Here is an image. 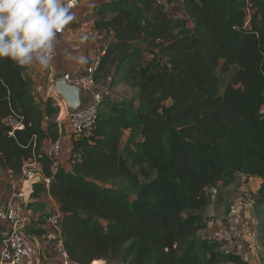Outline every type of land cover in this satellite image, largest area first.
<instances>
[{
    "label": "trees",
    "instance_id": "1",
    "mask_svg": "<svg viewBox=\"0 0 264 264\" xmlns=\"http://www.w3.org/2000/svg\"><path fill=\"white\" fill-rule=\"evenodd\" d=\"M182 9L179 18L159 0L102 5L96 85L136 96L104 94L92 135L72 138L70 170L53 171L47 154L61 138L60 106L37 102L27 66L0 59V170L42 167L75 264H249L205 235L204 212L219 210L240 176L261 180L252 216L264 250V0ZM11 117L24 125L13 136Z\"/></svg>",
    "mask_w": 264,
    "mask_h": 264
},
{
    "label": "built area",
    "instance_id": "2",
    "mask_svg": "<svg viewBox=\"0 0 264 264\" xmlns=\"http://www.w3.org/2000/svg\"><path fill=\"white\" fill-rule=\"evenodd\" d=\"M81 2L82 0H73V9L78 8L81 5ZM64 32L65 30L60 34L59 37H61ZM56 60L57 51L50 66L46 68L49 73V86L54 90L55 84L57 82L63 81L71 86L81 88L93 97V104L90 108L78 113H71L68 111L65 102L58 96H55L57 100L59 98L63 102L61 104V107L63 108L62 116H64L65 119L69 120L73 134L77 137H90L96 124L97 106L104 97V93L97 87L95 79V74L102 60V56H99L94 64L89 67L84 73L78 75L68 73L64 74L61 77L55 74V71L52 67L53 63ZM31 66H38L42 68L38 64H33ZM7 125L12 129L10 133L11 136H13L16 131H22L24 129V125L14 117H11L7 120ZM47 154L49 159L53 162V171L56 172L58 168V162L62 154L61 139L49 146ZM21 178L24 186H26V189L22 188L20 192H14L7 201H2L0 199V222H3L6 225V230L4 233L5 242L0 252V264H26L28 257L33 254V247L24 235L27 226L29 225L33 217L32 212L25 207V201L30 199L31 194L33 193V188L37 185L38 179H41L47 187L49 186L51 181L50 179L44 177L42 167L35 160H31L25 164V166L23 167ZM252 205L253 203L251 204V206ZM237 211V208L233 206L231 208V216L235 215ZM238 213H241V211L239 210ZM226 218L228 219L226 220ZM226 218L224 219V221L219 220L216 217L207 218L205 221V235L212 241L227 242L230 245H234L236 248L237 246L238 248H240L239 242L237 240L231 239L230 236V231L233 228L232 225L235 223L232 222V224L228 226V223L232 220H230L228 216ZM61 221L62 215L60 213V210H57L56 214L52 216L48 221L49 226L46 235L54 245V258L49 264H75L70 260L64 247V236L62 232ZM239 222L243 229L242 231L240 230V232L244 233V229L246 228L248 223L242 219H240ZM251 222L253 224L255 220L252 218ZM237 233L238 235H240L239 232ZM254 233L256 237H253L248 241L244 240V242L248 243L249 245L246 246L248 247V249H246L247 252H250L251 249L256 250V244L254 243V240L257 239L256 222Z\"/></svg>",
    "mask_w": 264,
    "mask_h": 264
},
{
    "label": "crops",
    "instance_id": "3",
    "mask_svg": "<svg viewBox=\"0 0 264 264\" xmlns=\"http://www.w3.org/2000/svg\"><path fill=\"white\" fill-rule=\"evenodd\" d=\"M112 1L115 0H82L81 5L78 8L73 9L76 15V20L67 26L64 34L58 38L56 48L57 60L52 65L57 76L61 77L68 73L73 75L82 74L94 64L99 56H104L107 39L105 38L104 32H100L96 29L95 21L98 19L97 15L100 12L102 5ZM159 1L166 5V8L172 16L179 18L183 17L182 0ZM85 34L89 39L82 43L80 37ZM68 53H71L74 56L83 54L88 58V62L85 65H79L75 61L66 60L65 56ZM28 71L32 73L33 95L37 102L42 104L46 101L45 97L47 96V93H54V90L49 84L47 90H45L44 79L46 78L48 82V70L38 66H29ZM98 88L103 90L102 84H100ZM59 123L61 129L60 139L62 154L58 162V168L70 170L72 168L71 152L73 148L72 138L74 134L69 120L65 119L64 116L61 117ZM240 177L247 180L245 177ZM247 181H249V183H255L257 185L256 190L258 191L261 180L249 179ZM37 184L38 185L33 188V193L31 194L30 199L25 201V207L30 204L31 206L29 210L33 214L24 233L26 239L33 247V254L28 257L26 264H49L54 258V245L47 237L46 232L49 226L48 221L56 214V211L59 210V206L57 199L49 195L46 184L42 180ZM22 188L26 189V186H24L21 176H14L0 170V199L2 201H7L14 192H20ZM5 230L6 225L3 222H0V233L4 234ZM40 231L43 232L41 233ZM237 252L240 253L249 263L251 262L250 264H253L252 259L250 260L252 254L247 253V251L242 248H238V246ZM94 263L106 264L104 261H96Z\"/></svg>",
    "mask_w": 264,
    "mask_h": 264
},
{
    "label": "clouds",
    "instance_id": "4",
    "mask_svg": "<svg viewBox=\"0 0 264 264\" xmlns=\"http://www.w3.org/2000/svg\"><path fill=\"white\" fill-rule=\"evenodd\" d=\"M73 0H0V59L20 66L48 68L58 38L76 20ZM89 37H80L86 42ZM66 60L85 65L88 58L68 53Z\"/></svg>",
    "mask_w": 264,
    "mask_h": 264
},
{
    "label": "rangeland",
    "instance_id": "5",
    "mask_svg": "<svg viewBox=\"0 0 264 264\" xmlns=\"http://www.w3.org/2000/svg\"><path fill=\"white\" fill-rule=\"evenodd\" d=\"M106 81V79H104V82ZM105 84H107V82H105ZM104 84V85H105ZM44 85H45V90H47V86H48V82L46 80V78L44 79ZM49 89V87H48ZM111 92V93H110ZM107 92L106 89L103 88V93L104 94H111L110 96L114 97V99H119V100H127V101H131L135 98L136 96V91L125 87V86H120L116 89H114V91H110ZM38 96V95H37ZM55 96H57L54 93L50 92L49 94L47 93V96L44 97L46 98V101L48 99H53L55 100L56 104H58L61 108V112L60 115L58 116V122L61 120L62 117V111L63 108L61 107V104L63 103L61 99L58 98V100L55 98ZM43 97V96H42ZM41 97V100H42ZM46 101H44L43 103H45ZM128 140V133L124 134L122 137V149L126 150L129 149V146L126 144ZM257 185L255 183H249V181L244 180L243 178L239 177L237 182L232 185L231 187H229L228 189L224 190V202H223V206L220 208V210H216L214 208V206L210 207L208 209L207 212H205V218H210V217H216L219 220H223L228 216L230 220H232L231 222L228 223V226H230V224L235 223L232 225V230L229 231L231 232L230 236L231 239L233 240H237L240 244V248H242L243 250L246 251V249H248L249 246L248 243H245V241L251 240L253 237L255 236L254 233V227H255V222L252 224V218H253V214H252V206L251 204L253 203V196L255 195V193L257 192ZM213 194V192H212ZM236 207L237 210L241 211V213H238V211L236 212L235 215L231 216V208L232 207ZM229 209L230 213L227 214V210ZM251 212V214H250ZM242 219L244 221H246L248 223V225L246 226V228L244 229V233L240 232V230L242 231V227L240 225L239 220ZM251 222H249V221ZM227 226V225H226ZM247 229V230H246ZM240 233V235H238V233ZM243 239V241H242ZM255 239V238H254ZM254 243L256 244V250H252L250 252H247L251 255L250 260L252 259L253 264H264V250L261 248L260 246V242L258 239L254 240ZM251 263V262H250ZM249 263V264H250Z\"/></svg>",
    "mask_w": 264,
    "mask_h": 264
},
{
    "label": "water",
    "instance_id": "6",
    "mask_svg": "<svg viewBox=\"0 0 264 264\" xmlns=\"http://www.w3.org/2000/svg\"><path fill=\"white\" fill-rule=\"evenodd\" d=\"M54 91L65 102L68 111L71 113H78L88 109L93 104V97L90 94L66 82H57L54 86ZM39 182H41V179L37 180V183Z\"/></svg>",
    "mask_w": 264,
    "mask_h": 264
},
{
    "label": "bare ground",
    "instance_id": "7",
    "mask_svg": "<svg viewBox=\"0 0 264 264\" xmlns=\"http://www.w3.org/2000/svg\"><path fill=\"white\" fill-rule=\"evenodd\" d=\"M94 264H101V263H94Z\"/></svg>",
    "mask_w": 264,
    "mask_h": 264
}]
</instances>
